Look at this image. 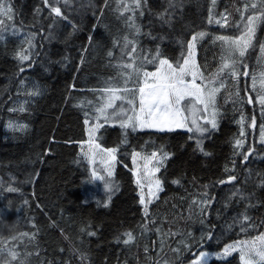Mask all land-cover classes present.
Instances as JSON below:
<instances>
[{"label": "trees", "instance_id": "obj_1", "mask_svg": "<svg viewBox=\"0 0 264 264\" xmlns=\"http://www.w3.org/2000/svg\"><path fill=\"white\" fill-rule=\"evenodd\" d=\"M8 2L13 19L0 18V212L5 218L0 261L187 264L202 251L221 252L238 240L264 234V144L259 142L261 116L251 79L255 73L258 90L264 71V24L257 29L255 46L243 57L247 67L236 66L249 73L240 76L239 91L241 97L251 95L253 104L237 102L235 78L225 69L216 81L217 86L224 81L216 94L218 126L203 136L178 130L132 131L101 120L97 142L118 147L111 193L103 181L93 179V165L81 152L88 125L95 124L96 108L107 95L102 89L123 86L121 71H133L118 67L129 62L128 50L136 48L130 54L135 66L154 72L158 64L148 61L157 51L161 59L175 64L186 57L192 35L206 31L197 42L196 59L204 76L211 77L224 62L222 42H213V36L236 35L237 9L253 2L259 6V0H216L214 8L212 0H141L140 7L134 0H59V17L51 12L52 0ZM222 14L228 15L226 27L208 23L210 15L219 19ZM29 39L32 46L26 43ZM23 49L30 59L21 62L17 53ZM136 81L133 74L127 86L134 89ZM21 107L24 111L18 110ZM253 115L256 128L250 127ZM9 122L26 127L13 130ZM235 139L245 141L242 149ZM250 146L254 151L244 161ZM161 148L169 154L157 174L163 191L148 205L146 216L131 153L160 155ZM232 176L236 179L229 182ZM242 224L247 232L241 231ZM128 232L134 240L125 244ZM209 233L212 239L206 238ZM9 250L18 255L13 258ZM209 264L242 261L235 253Z\"/></svg>", "mask_w": 264, "mask_h": 264}, {"label": "snow or ice", "instance_id": "obj_2", "mask_svg": "<svg viewBox=\"0 0 264 264\" xmlns=\"http://www.w3.org/2000/svg\"><path fill=\"white\" fill-rule=\"evenodd\" d=\"M45 4L48 0H44ZM59 0H52L51 12L56 16H62L61 8L56 6ZM67 3V0H65ZM136 7H140L141 0H134ZM213 8L216 5V0H212ZM129 10L128 8L124 9ZM240 13V19L234 22L233 27L238 30L236 35H215L213 36V42L220 41L224 55L222 60L224 61L217 73H214L211 77H205L200 71L197 65L194 55L198 40H203L208 33L206 31H199L192 35L191 41L186 45V57L176 61L175 64L170 63L168 59H161L159 51L156 52L155 57L149 63H156L158 67L154 72L143 71V66H135L134 60L131 59V53L136 52V48L132 47L129 51L130 60L127 63L118 65L121 69H132V72L125 74L121 71L120 75L125 77L123 86H115L109 84L108 87L102 89V92L107 95L104 97L102 105H98L96 111L99 115L93 117L96 121L95 124L88 128V140L86 142L87 147L81 146L82 155L93 165L92 177L94 180L104 182V186L108 192L115 190V182L111 180L114 175L115 163L117 161L118 147H102L96 140V132L99 128L103 127L104 123H119L122 129L131 128L132 131L154 129L156 131H174L178 128H183L189 132H196L203 136L204 133L210 132L217 128V109H216V94L220 88L224 87V81L221 79L219 85H216L217 79L221 76V73L227 69V75L231 78H235L236 91L234 95L237 98V102L243 104H253V97L251 95L246 97L240 96L239 91V78L241 75L247 77L249 73L247 71L240 72L237 69V65L247 67L243 60L245 54L249 48L254 47L253 41L256 38L257 29L261 24H264V0H259V6L256 2L246 4L244 7L238 8ZM0 18L13 19L12 7L8 0H0ZM66 19V17H65ZM209 24H218L221 27L228 25V15L222 14L219 19L214 15H210L208 18ZM4 25V19H0V26ZM34 38V37H33ZM29 46H32V39L26 41ZM127 43H133L127 41ZM127 43L125 49H127ZM27 49H23L17 53V58L21 61H27L30 59V55L26 54ZM260 52L264 57V44H260ZM111 55V53H109ZM24 69L21 68V71ZM133 74L136 75V87L130 89L127 85L131 80ZM190 77V79H188ZM143 83L140 85V79ZM252 89L255 92L256 102L259 105L261 125L259 128V142L264 144V71L260 73V87L257 90L255 85L257 77L255 73L251 77ZM200 80L201 83L197 84L196 81ZM204 81H207L205 83ZM247 90V89H246ZM125 93V94H120ZM127 93H132L127 95ZM37 94V93H31ZM116 101H121L120 105L116 104ZM185 101H187L185 103ZM127 105V107H126ZM16 110V109H13ZM19 111H24L21 107ZM245 117L242 115L239 123L241 124L240 136L243 137ZM88 119L85 120V124H88ZM209 125L210 127H205ZM8 127L13 130H23L25 125H14L9 122ZM250 127L256 128L255 115L250 118ZM123 143H127V133L124 134ZM245 141L243 139H235L234 144L238 149H242ZM197 146L200 151H204L202 147V140L197 139ZM254 151L253 147H249L248 151L244 153L243 159L247 161L248 156ZM160 155L156 151L151 152L148 155L142 156L140 152L133 151L131 153L132 163L134 165L133 175L136 177L135 183L140 189L139 203L144 206V213L147 216L149 212L148 205L152 203V199H158V193L163 191L162 182L159 178H155V174L159 173L161 167L164 166L165 161L169 158V154L163 151V148L159 149ZM208 155L207 152L204 153ZM143 159V174H141V166L137 163V160ZM155 160L156 163L152 164ZM99 161L101 168L98 170L95 166ZM228 170L227 168L225 169ZM103 174H100V173ZM236 177H229V182L235 180ZM145 181H147V196L149 199L146 202L145 199ZM224 181H221L223 183ZM178 183V181H176ZM9 192L17 191L15 188H8ZM109 196V200H110ZM27 203V201H25ZM210 203V202H205ZM107 206V205H105ZM249 217L244 215V220H248ZM5 225L4 214L0 212V228ZM147 228V225L144 226ZM254 227V226H252ZM241 231L247 232L248 228L241 225ZM94 235V233H90ZM21 235L27 236L28 233H21ZM127 239L123 243L128 244L133 242L134 237L131 232L125 233ZM212 239L209 233L206 237ZM117 242H120L119 240ZM0 249V253H2ZM174 251H177L174 249ZM233 252H239V260L243 264H264V234H259L254 238H248L244 240H238L235 243H231L224 247L223 251L216 254V258L224 259ZM9 255L15 258L18 253L9 250ZM209 253L202 251L192 261V264H207L209 259ZM0 264H4L0 261Z\"/></svg>", "mask_w": 264, "mask_h": 264}, {"label": "rangeland", "instance_id": "obj_3", "mask_svg": "<svg viewBox=\"0 0 264 264\" xmlns=\"http://www.w3.org/2000/svg\"><path fill=\"white\" fill-rule=\"evenodd\" d=\"M237 33H238V31H237ZM194 59H195V61H196V63H197V59H196V50H195V55H194ZM197 65H198V63H197ZM188 79H190V77L188 78ZM200 80H197L196 81V83L197 84H200L201 82H199ZM217 118V117H216ZM88 125V124H87ZM89 127H91V126H89L88 125V128ZM208 127H210L209 125H208ZM144 130H152V131H156V130H154V129H144ZM184 131V132H188L187 130H185V129H183V128H178V129H176V130H174V131ZM213 130H215V129H213ZM213 130H211V131H213ZM158 132H160V131H158ZM164 132H166V131H164ZM194 132V131H193ZM192 133V132H191ZM198 135H200L199 133H197ZM205 134V133H204ZM203 134V135H204ZM85 148L87 147V144L86 143H84V144H82ZM142 155V154H141ZM142 156H145V155H142ZM137 163L141 166V174H143V164H144V160L143 159H139L138 158V160H137ZM156 163V161L155 160H153L152 161V164L151 165H149V167H152L154 164ZM97 166H100V164H99V161H97V164H96V168H97ZM100 168H101V166H100ZM92 169H93V166H92ZM115 169H116V164H115ZM99 170V169H98ZM114 172H115V170H114ZM100 174H102V173H100ZM157 174L158 173H156L155 174V178H157ZM135 179H136V177H135ZM139 192H140V189H139ZM144 192H145V199H146V202H147V200L149 199V197L147 196V192H148V188H147V181H145V188H144ZM159 194H160V192L158 193V197H159ZM155 200H157V199H155V198H153L152 199V202L153 201H155ZM144 207V206H143ZM222 252V251H221ZM217 253H220V252H213V253H209L210 255H209V259H208V261H207V264H209L212 260H226V259H229V258H231L235 253H238L239 254V252H233V253H231L230 255H228L226 258H224V259H218V258H216V254ZM193 261V260H192ZM192 261H190L189 263H187V264H192ZM162 264H169L168 262H164V263H162ZM242 264H243V262H242Z\"/></svg>", "mask_w": 264, "mask_h": 264}, {"label": "bare ground", "instance_id": "obj_4", "mask_svg": "<svg viewBox=\"0 0 264 264\" xmlns=\"http://www.w3.org/2000/svg\"><path fill=\"white\" fill-rule=\"evenodd\" d=\"M187 5V4H186ZM126 18V17H125Z\"/></svg>", "mask_w": 264, "mask_h": 264}]
</instances>
